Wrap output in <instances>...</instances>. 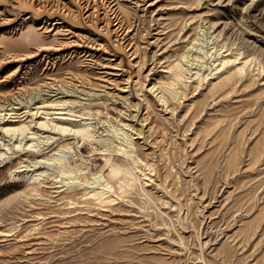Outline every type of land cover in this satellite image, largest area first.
<instances>
[{"label":"rangeland","instance_id":"374dc122","mask_svg":"<svg viewBox=\"0 0 264 264\" xmlns=\"http://www.w3.org/2000/svg\"><path fill=\"white\" fill-rule=\"evenodd\" d=\"M0 264H264V0H0Z\"/></svg>","mask_w":264,"mask_h":264},{"label":"bare ground","instance_id":"6f19581e","mask_svg":"<svg viewBox=\"0 0 264 264\" xmlns=\"http://www.w3.org/2000/svg\"><path fill=\"white\" fill-rule=\"evenodd\" d=\"M117 172V171H116ZM76 196V195H75Z\"/></svg>","mask_w":264,"mask_h":264}]
</instances>
